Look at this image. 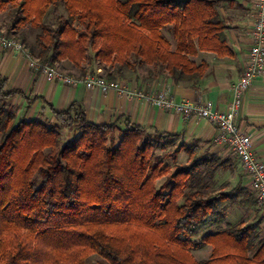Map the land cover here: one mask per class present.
<instances>
[{
	"label": "trees",
	"instance_id": "16d2710c",
	"mask_svg": "<svg viewBox=\"0 0 264 264\" xmlns=\"http://www.w3.org/2000/svg\"><path fill=\"white\" fill-rule=\"evenodd\" d=\"M0 12L41 65L67 61L81 77L92 61L131 70L146 64L173 83L195 84L207 65L190 57L232 55L225 24L208 0H0ZM31 28L40 33L29 44ZM20 93L0 81V264H85L90 255L99 264H264L259 211L234 225L224 215L227 204L254 207L253 193L241 183L206 193V181L227 160L205 153L156 189L161 173L149 157L176 135L127 119L123 126L97 125L71 103L52 111L80 132L62 145L57 125L17 121L8 104ZM198 240L212 247L209 259L190 255Z\"/></svg>",
	"mask_w": 264,
	"mask_h": 264
},
{
	"label": "crops",
	"instance_id": "0c3cea01",
	"mask_svg": "<svg viewBox=\"0 0 264 264\" xmlns=\"http://www.w3.org/2000/svg\"><path fill=\"white\" fill-rule=\"evenodd\" d=\"M208 1L214 3L219 17L225 24L224 34L232 55L218 57L211 52H198L196 56L190 57L197 65L202 62L207 65V70L199 82L173 83L163 69L146 65L134 70L112 67L107 77H117L119 82L133 92L150 94L168 91L176 102L183 100L194 103L210 102L214 109L225 111L232 100L233 85L240 77L247 61V53L251 46L247 32L254 22L255 0ZM6 25H10L6 13L0 12V27ZM65 66L67 68H63L64 71L71 72L70 67L67 64ZM0 81L4 82V90L21 92L10 98V103L16 105L18 118L21 116L25 120L46 118L52 121L53 110L64 111L71 103H79L85 111L87 120L97 125L119 123L123 126L127 119L130 124L145 130H157L180 136L183 140L194 141L204 153L221 155L220 148L224 147L214 144L216 128L207 120L192 118L183 121L179 115L151 107L135 96L120 95L115 91L103 94L98 89H86L80 83L50 80L41 71L32 68L29 59L23 53L1 47ZM237 125L250 136L252 152L264 163V71L243 95ZM237 170L240 178L231 172L229 182L235 185L241 183L249 190V179L242 173L239 163ZM217 192L219 191L214 193ZM237 209L241 217L231 222L225 217L226 223L232 225L247 223L253 219L254 211L258 210L264 225L263 209L257 207L246 209L239 204Z\"/></svg>",
	"mask_w": 264,
	"mask_h": 264
},
{
	"label": "built area",
	"instance_id": "2783aa9c",
	"mask_svg": "<svg viewBox=\"0 0 264 264\" xmlns=\"http://www.w3.org/2000/svg\"><path fill=\"white\" fill-rule=\"evenodd\" d=\"M247 34L251 41L247 61L240 77L233 85L232 100L225 111L214 109L210 102L194 103L189 100L176 102L168 91L150 94L130 91L121 82L104 78L100 69L84 78H69L49 66L41 65L20 41L6 36L2 31H0V47L23 53L29 59L30 66L41 71L50 80H62L70 84L80 83L86 89H98L103 94L115 91L120 95L135 96L151 107L179 115L183 121L192 118L207 120L216 128L213 142L227 147L236 157L242 173L249 179V191L256 199L257 208L264 210V163L252 152L250 136L237 125L242 97L264 71V0H255V18Z\"/></svg>",
	"mask_w": 264,
	"mask_h": 264
},
{
	"label": "rangeland",
	"instance_id": "374dc122",
	"mask_svg": "<svg viewBox=\"0 0 264 264\" xmlns=\"http://www.w3.org/2000/svg\"><path fill=\"white\" fill-rule=\"evenodd\" d=\"M45 22L46 23H52L53 22V18L51 16H47L45 18ZM22 27V26H21ZM32 29V28H31ZM13 29L11 28L10 25H6L4 27H0V31H2L6 36L11 37V38H18V32L12 31ZM10 32V34L8 33ZM13 33V34H12ZM28 36V42L29 43H34L35 40V35L38 33H40L39 30H29ZM165 37L168 39V41H170V43L173 45L174 41L172 36L169 33L165 32ZM65 64H67L70 67L71 72H67L68 74L72 75V78H84L87 75H91L96 73V71L98 69H100L101 71V75L104 78H107L110 69L113 67H116L115 65H108V66H104L103 64L97 62V61H92L90 62L89 66L84 62L83 65L84 66H88V70L87 72L81 77L80 76V72L78 70V68L74 67L72 65V63L67 62V61H62L58 64H55L53 66V69L59 73L62 74H66L67 73L64 71L63 68H67L65 66ZM146 65V64H143ZM141 65V66H143ZM149 66V65H146ZM143 66V67H146ZM139 66H137L136 68H138ZM135 68V69H136ZM115 77V76H113ZM113 81H119V79L117 77L112 79ZM8 108H10L12 111L16 112L17 115V109H16V105H13L10 103L8 104ZM19 119H24L23 116L21 117H17V121H19ZM43 122H46V124H51V125H57V131L60 133L61 136V143L62 145L65 144H69L72 141H74L80 134V132L78 131V129H76L75 127H68L66 125H62V123L56 119H53L52 121L46 119V118H41L40 119ZM114 133V140L115 142L118 141V139L120 138V134L115 131ZM167 146L164 150H154L152 152V156L149 157V163L152 166L151 168L155 167V173L156 174H160V176H158V178L155 180V187L156 189H158L162 183L164 182V180H166L168 177L172 176L177 170L179 169H183V168H187L190 165V162L192 161L191 159L194 158H199L204 156V152L202 151V149L200 148V146L191 140H183L180 136H171V137H167ZM215 144V143H214ZM106 145H108L106 143ZM221 149V155L220 154H216L218 157H220L221 159H225L228 161L227 163V168L224 170H218L213 179L214 180H207L206 184L207 185V194H212L214 195L215 193H213L212 191H221L222 193L224 192H228L230 189L233 188V186L235 185V183L233 184L230 181V174L231 172H234L238 178H240V174L238 173V163L236 160V157L228 150L227 147H222ZM151 172V170H149V173ZM158 174V175H159ZM223 183V184H222ZM222 184V186H221ZM206 190V189H205ZM238 204H234V205H226L225 209H224V215L227 219V221H234L237 218L239 219L241 217L240 212L237 209ZM254 207H257L256 205ZM244 208V207H243ZM256 212V211H254ZM260 217V215H259ZM263 233H262V237L264 238V225H262L261 223V228ZM198 243V247L197 248H192L190 249L189 253L192 256V258L195 261H200V260H207L209 259V257L211 256L210 254V250H212V247H210V245L205 244L200 242L199 240L196 242ZM210 255V256H209ZM101 262V259L97 256V255H90L87 259L85 264H99Z\"/></svg>",
	"mask_w": 264,
	"mask_h": 264
}]
</instances>
